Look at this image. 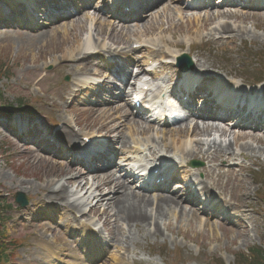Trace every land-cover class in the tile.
Instances as JSON below:
<instances>
[{
	"label": "rangeland",
	"instance_id": "rangeland-1",
	"mask_svg": "<svg viewBox=\"0 0 264 264\" xmlns=\"http://www.w3.org/2000/svg\"><path fill=\"white\" fill-rule=\"evenodd\" d=\"M22 10L25 11L23 8ZM88 18L91 19L89 16ZM42 19L43 17L33 21L36 26L42 25ZM19 22H26V18ZM57 22L54 25L48 26L46 24L29 30L13 29L11 26L8 30H0V106L15 108L20 100L21 105H27L35 112V115L39 116L41 124L48 126L49 129L53 128L51 129L52 132L60 129L61 122L67 123L68 121L74 130L80 129L81 135L86 136L98 129L96 126L99 127V121L91 117L93 114L90 112L91 109L87 110L92 107L81 103L89 99L95 100L94 90L96 88L90 86V89H87L82 86V90L76 93L75 99L70 104L64 103L61 97L69 88L67 86L72 74L70 67L67 68L63 64L65 60H68L67 57L63 56L67 45H64V51L63 49L59 51L57 49L59 45L54 44L67 33L66 36H73L83 30L82 27L88 28L90 20L85 21L84 16H82ZM136 24L131 28L133 32L126 33L124 38L120 33L114 31L109 32V36H103L102 27L97 30V25L94 27L97 30L95 32L97 35L92 29L90 30L97 39L122 44L127 38V44L133 43L138 45V48L143 47L147 50L150 48L146 47V41L151 39L154 40V45L149 44V47L153 46L160 51L164 49L170 52L178 47L181 51L191 53L197 62L201 60L212 65L216 71L214 73L219 75L218 78L228 79L229 76L225 75L227 71L230 75L235 72L240 73V79L246 82H250L254 78L263 79L264 77V9L254 11L239 7H217L213 8L212 11L200 10L186 8L181 0H166L149 16L143 17ZM221 25L229 27V31H226L227 34L218 33ZM40 33L45 35V40H37L36 37ZM133 33L135 34L132 35ZM230 37L233 39L232 41H230ZM208 38L211 40L208 41ZM141 45L143 46L141 47ZM136 55L138 54L136 53ZM195 55L202 56L206 61ZM163 67V69H157L158 72L157 70L154 71L160 78L174 74V69L170 64L166 63ZM199 67L204 69L200 65ZM36 69L38 72H35ZM66 76L68 77L67 81L65 80ZM65 87L67 88L64 90ZM55 107L59 111H55ZM95 108H98V114L110 112L108 105H99ZM73 120L76 122V126L71 123ZM93 123L97 125L86 127ZM208 123L211 124V122ZM151 126L158 129L155 125ZM226 128L230 130L228 127ZM10 129L7 127V131ZM171 129L166 130L170 131ZM99 130H101L99 132L104 133V130ZM231 131L235 133L236 131L252 132L247 127ZM7 133L0 127V202L6 206L11 205V211H6L9 218L2 222L1 230L4 231L3 239L4 235H8L16 243L12 246L14 249L11 250L10 261L7 264H43L45 257L42 250L39 249L40 251H38L41 255L40 258H35L37 253L33 259L31 257L32 247L37 245H33L35 242L33 235L38 233L45 236V244L49 245L51 249L58 248L56 245H60L59 248H61V244L64 246L65 244L63 240L59 239L62 237L61 229L58 226L62 222H66L67 218L59 210L54 209L53 212L49 210L50 213H48L47 210L41 212L40 209H34L41 204L40 199L46 197V192L42 191L45 185L44 181L35 177L37 175L42 176L44 166L41 163L36 164L32 160L30 161L31 150L34 149V146L31 147V145L26 144V149L22 153L21 149L15 146V139ZM125 134L129 136L128 131H125ZM256 134L260 138L256 139L253 135H248L243 138L245 141L239 140L230 145L231 151L237 154L242 143H250L248 144L250 146L249 151L243 150V156L226 155L225 159L216 161L205 160L199 155L195 156L196 160L202 162V165L196 169L197 176L202 181H205L204 168L219 166L224 171L229 168L234 169L231 176L221 179L225 188L219 192L223 195L221 197L229 200L231 206L233 204L235 206H247L246 202L251 200V203L248 204L250 210L248 214L241 216L242 221L236 219V222H240L239 226H245L247 230L246 240L242 241L237 238L236 229L238 225L214 224L215 226L218 225L216 239H210L211 231L209 233L208 228H203V225L205 223L213 224L214 222L211 220L203 221V225H199L189 215L181 216L180 213L177 214L176 212V215L171 216L169 213L161 223V228L167 226L163 231L164 236L161 234L155 239L146 236L147 226L142 225L134 226L130 230L127 227L123 229L125 235L130 236L131 241H133L130 253L137 256L135 258L138 260L137 264H152L151 255H157L161 264H209L212 261L215 264H234L238 256L243 253L246 254L245 251L251 246L264 250V135L257 132ZM146 136L154 141H159L161 133L154 135L151 132ZM135 137L144 141L142 139L144 136ZM206 138L197 135L187 140V143L185 140L184 143L188 146L187 150H192L196 140H200V144L208 143L209 141H205ZM220 139L223 140L224 138L220 137ZM252 139H256V141ZM216 140L219 144V139ZM166 144H169V141H166ZM202 149H205V145ZM38 152L39 154L42 153L40 148H38ZM260 169L262 170L261 173L256 175ZM90 174L91 172L85 174L86 179L84 178V181L87 182V185L81 193L78 192L79 188L75 189L76 184H67L66 186V183L63 182V185L66 186V198L69 201L74 197L83 195L87 188H89V192L96 194L93 192V186H90ZM179 175L185 177L184 173L180 172ZM24 182L27 184H24L23 187L29 188L28 190L19 187ZM239 185H241V189H239ZM18 191L24 192L29 198L30 205L23 210L18 209L13 203V194ZM75 191L78 194L74 197L70 196ZM92 205L93 202L89 203L88 201V206H85L83 210L87 212ZM16 218L19 222L17 225L15 223ZM55 222H58V225ZM22 224H25L26 228L22 227ZM116 227L122 228L124 226L116 224ZM228 227L232 228L234 232L230 229L226 230ZM196 229H199L204 236L196 235L193 240ZM199 231L196 233H200ZM25 237L33 242L29 243L28 248H19L16 239ZM106 255L112 257V253ZM48 264H50V259Z\"/></svg>",
	"mask_w": 264,
	"mask_h": 264
},
{
	"label": "bare ground",
	"instance_id": "bare-ground-1",
	"mask_svg": "<svg viewBox=\"0 0 264 264\" xmlns=\"http://www.w3.org/2000/svg\"><path fill=\"white\" fill-rule=\"evenodd\" d=\"M22 1V0H21ZM263 1V0H261ZM262 5V4H260ZM12 8V7H10ZM35 8L32 10L34 11ZM30 13V12H28ZM84 20L87 21L89 20L88 17H84ZM92 22V21H91ZM97 27L96 29H101L102 27V34L104 33V36H109V32H105L104 29V23H99V21L96 23ZM116 25L112 23L109 27V29H113ZM121 28H125L129 33L131 32L128 27L120 26ZM83 30H80L78 33L74 34L73 36H62L61 39L54 45H59L57 46V49L61 51L63 49L64 51V45H67L65 47V53L63 54L64 57L68 56L70 58H74L77 55L80 54H88L91 53V51L95 48V42L94 40L91 39V35L93 32L90 30V28H84L82 27ZM85 29H87L85 31ZM93 31L94 33L97 32V30ZM113 32V30H111ZM226 31H229V27L227 25H221L218 29V32H221L224 34ZM84 32V33H83ZM83 33V34H82ZM120 34H125L124 32H120ZM135 34V33H133ZM37 40L43 41L45 40V35L43 33H40L37 35ZM233 39L230 38V41ZM82 43V45H81ZM81 45V46H80ZM170 45L174 46L173 44L170 43ZM100 47H103L102 45ZM84 50V51H83ZM160 50L158 49L156 52H159ZM160 55L163 54H168L171 56H177V51L175 50L174 52L170 53H165L160 51ZM126 54V52H125ZM74 60V59H72ZM193 61V67L198 68V64L196 63L195 59H192ZM68 60L64 61V65L66 64L67 66H72ZM76 68L77 69H83L82 74H90L92 71H97L96 69L93 70L92 65L88 62H82L76 60L75 61ZM137 64L138 61H136ZM200 65V64H199ZM87 66V67H86ZM206 70H210L213 68L212 65L208 63H202L200 65ZM200 69V68H199ZM202 70V69H201ZM35 72H38L36 69ZM142 72V69H139V73ZM192 73V72H191ZM107 76L105 78H108L109 74H106ZM190 75H187L189 77ZM193 76L190 79H186L185 83L186 85H189L188 82H192ZM75 78H73V81L71 82V89L68 90L64 95H62L61 99L64 98L65 95H72V92L74 91L73 87L75 86ZM216 88L214 89L215 91L218 90L220 87V94L221 95H226V90L222 89V86L219 83H216ZM66 87L64 88V90ZM199 92V91H198ZM124 98H127L129 94L126 92H122V95ZM119 109V108H118ZM55 111H59L57 107L54 108ZM113 112V110H111ZM94 114L97 113L96 110L93 112ZM92 118L98 119L99 121V127L96 126L98 129H102L105 131L106 134L112 135L114 140L116 142H119L120 145L126 146L128 143L127 136L124 134V130L127 129L129 130V133H131L130 128L133 129L135 132H141L142 134L146 133V130L148 129V126H143L141 122L135 121L132 119L131 115L128 114L126 117H123L119 112L115 114L113 113H107V114H98V115H92ZM133 122L134 124L131 125L130 123ZM95 123L89 124L88 127L94 126ZM97 125V124H95ZM208 129H211L208 125L202 127L201 129L193 125L191 127L183 126L176 128L175 130H172L170 133L172 136L169 138V142L172 143V149H175L176 147L174 146L175 143H183V139H189L193 138L197 135H202L206 134L209 135ZM220 132L221 134L224 133ZM57 138L63 139L70 147H74L77 144L78 140V134L72 129L71 125H66L64 128H61L59 130V133L56 134ZM244 134H239L237 138H244ZM235 137L233 136L232 141H234ZM163 141L166 140V138H162ZM185 141V140H184ZM231 141L228 140V143ZM200 143L198 140L195 141V146L193 149L188 153L181 152V156H188V157H194L197 156L198 154L205 159L208 160H217L221 159V154L225 155L226 153L229 152L230 147L229 145L225 146H215V144L207 145L206 150H201V147L199 146ZM18 149L23 148V145L18 146L15 145ZM247 147H249L247 145ZM182 150V149H181ZM211 150V151H209ZM32 156H30V159L32 162H36V164L41 163L44 166L43 169V174L42 176L37 175L35 176L36 178H40L44 181V186L42 188V191L46 192V197L45 199H41L40 202L41 204L34 209H40L41 212H44L47 210H51L49 207H45L47 203H50L51 201L58 202L57 206L60 207V209L63 212V215L68 216V213L64 212H78L79 217H84L86 212L82 211V206H86L87 202H93V206L89 208V212H98L100 211V214H103L105 217L104 223L108 225L110 220H113V222L116 224L123 225V228H128L130 230L132 227H137V226H147L146 228V236L148 234H151V237H158L161 234V223L164 221L163 219L167 214L170 213L171 216H173V213L179 212L180 215L182 216L183 214H189L192 217L194 216V212L190 209L188 211H185V208L182 206V199L177 196L176 192H173L169 195H159V196H151L144 194L142 192H135L131 190L127 184L124 182L125 180H121L120 178L113 179L112 175L110 173H105L103 176L100 177V175H94L92 176L91 180L94 182L92 183L93 185V192H96V194H92L89 192V188L85 190L83 195L79 197L80 198H85L83 202L80 203H70L67 199H65V193H66V186L63 185V182L66 184H76V187L79 188V193L82 192V190L85 189V186L87 185V182L84 181V174L82 172H78L74 170L71 166L62 164V163H57L55 161H52L50 159H46L45 156L39 154L37 151L32 150ZM215 171V168H211L208 171L204 170L207 175H205L207 181L203 182L201 184V189H203L206 192H210L211 194H214L212 189H220L223 190L225 188V185L221 181L222 178H225L226 176H230L231 174L226 173L223 171L222 173L216 174L215 177L213 175V171ZM63 180H62V179ZM56 179V180H55ZM1 180V179H0ZM24 184L27 183H21L20 188L28 190L29 188L23 187ZM91 186V185H90ZM38 188V186H36ZM239 189H241V185H239ZM88 197V198H87ZM111 212V213H110ZM50 213V211L48 212ZM177 213V214H179ZM65 217V216H64ZM98 217V216H97ZM72 223L73 226H75L78 223V219L75 217L74 221ZM72 226V227H73ZM70 227V225H69ZM151 227V229H150ZM216 227V226H215ZM165 228V226L163 227ZM217 228V227H216ZM211 233L213 231H217L212 225L210 226ZM218 229V228H217ZM233 231L232 229H230ZM117 232H121L123 234V231L117 227ZM45 233V232H44ZM121 234L116 237V240L118 242H122V244H125V251L126 254L128 255V245L133 243L131 241L130 236L124 235L123 238H119ZM213 235V233H212ZM226 235V234H225ZM39 236V241L45 240V236L41 234H36L35 237L37 238ZM214 236V235H213ZM236 236L240 237L242 241L246 240L247 237V230L245 226H239V228L236 229ZM113 243L117 244L116 241ZM38 244V243H37ZM67 245H70V243L67 241ZM66 247V246H65ZM69 248V246H68ZM68 251H71V249H67ZM50 252V251H49ZM31 254L34 255V249L31 251ZM52 254V253H51ZM72 255V254H71ZM123 257L121 256V261L119 264H122L123 262ZM127 260V259H126ZM130 260V259H128ZM104 264H107V259L105 260Z\"/></svg>",
	"mask_w": 264,
	"mask_h": 264
}]
</instances>
